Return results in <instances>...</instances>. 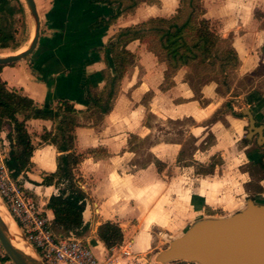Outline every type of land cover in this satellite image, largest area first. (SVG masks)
<instances>
[{"label":"crops","instance_id":"obj_1","mask_svg":"<svg viewBox=\"0 0 264 264\" xmlns=\"http://www.w3.org/2000/svg\"><path fill=\"white\" fill-rule=\"evenodd\" d=\"M35 1L42 21L39 45L30 58L4 66L1 78L10 90L29 97L38 107L51 106L56 110L61 101H68L77 110L79 125L73 130L74 141L66 153L81 156L74 172L78 186L88 196L83 219L85 234L90 236L85 241L100 260L123 264L121 252L127 248L126 234L121 246L109 250L99 239L98 228L106 222L139 217L142 210L154 203L150 199L152 191L174 186V176L166 173L174 159L178 161L184 141L165 139L172 136L164 129L166 124L189 120L186 133L203 142L210 132L220 131L218 121L211 124L208 121L218 113L229 94L221 96L218 84L211 82L197 96L190 85L191 67L168 74L166 63L138 39L126 46L135 61L119 83L111 111L89 112L92 94L108 92V79L116 74L113 47L118 43V34L148 22L158 16L156 12L160 9L144 2L134 13L96 29L93 25L97 21H108L116 15L115 5L101 4L99 0ZM256 33L248 46L243 37L232 42L241 60L237 73L243 74L246 66L260 59L257 48L264 44V32ZM62 117L63 114L57 119L27 121L34 153L28 170L21 174L31 185L42 188L39 195L28 193L52 223L55 215L48 204L61 188L57 180L52 185L44 182L58 171L61 152L51 139ZM11 130L8 125L0 133V156H6L5 139L12 148ZM137 140L152 142L147 149L151 156L148 162L141 164V153L135 147ZM208 193V186H202L198 192L202 197ZM119 226L124 232L123 225ZM140 240L132 241L136 250L143 246Z\"/></svg>","mask_w":264,"mask_h":264},{"label":"rangeland","instance_id":"obj_2","mask_svg":"<svg viewBox=\"0 0 264 264\" xmlns=\"http://www.w3.org/2000/svg\"><path fill=\"white\" fill-rule=\"evenodd\" d=\"M20 1L24 11L9 17L17 29L15 40L9 48L0 47V57L19 54L32 41L34 22L26 1ZM146 3L160 9L156 12L158 16L152 19H172L181 7V0ZM12 4L16 9L18 3L13 1ZM200 4L205 17L210 19L212 30L220 35V47L232 46L238 37L246 39L248 46L254 41L256 32H264V0H201ZM257 49L262 54L260 59H255L252 66H246L247 71L241 72L242 75L240 72L233 75L229 93L224 86L218 88L221 96L229 95L208 124L218 121L220 131L210 132L203 142H199L192 134L186 133L191 121L166 124L164 129H168L166 131L172 136L167 135L165 139L184 141L178 161L174 159L166 173L174 176V186L152 191L150 199L155 201L142 210L139 217L116 222L123 225L128 238L127 248L121 252L125 259L123 264H164L157 261V254L194 223L204 218L230 217L242 210L249 199L264 202V169L255 165L264 156V148H257L254 141H248L249 119L243 114L244 110L250 109L255 112L259 123L264 122V44ZM194 75L192 69L191 77ZM135 143L141 153V164L148 162L151 156L147 149L152 142L139 143L137 140ZM210 173L212 175H207ZM202 186L210 188L205 197L198 194ZM0 204L3 206L1 199ZM75 236L85 241L90 234ZM135 239H141L143 246L139 250L133 247ZM167 264L197 263L177 261Z\"/></svg>","mask_w":264,"mask_h":264},{"label":"trees","instance_id":"obj_3","mask_svg":"<svg viewBox=\"0 0 264 264\" xmlns=\"http://www.w3.org/2000/svg\"><path fill=\"white\" fill-rule=\"evenodd\" d=\"M18 3L16 9L12 2ZM155 0H99L101 4L115 5L116 15L110 20L97 21L93 28H101L106 23L116 20L124 14H132L144 2ZM201 0H181L178 15L172 19H151L139 26L127 28L118 34V43L113 47L116 74L108 79V92L102 95L92 94L89 112L106 114L112 109V100L117 95L120 81L127 69L134 63L135 56L126 49L133 40L145 42L168 67V74L176 73L182 67H191L195 75L190 76V85L195 94L200 96L202 87L216 82L224 86L229 93L233 75L241 66L237 51L231 46L220 47V35L212 30L211 22L205 17ZM17 10V11H16ZM20 0H0V47L9 48L15 40L17 29L10 22L16 12H23ZM123 46L122 49H119ZM3 66H0V133L6 126L11 127L9 139L12 142L10 158L6 164L14 178L27 171L34 153V146L27 130L30 119H57L63 114L57 126V132L51 142L58 146L61 155L58 158V171L49 176L44 183L54 184L61 189L58 195L51 197L48 207L54 212L53 230L62 236L79 235L87 231L83 213L88 196L78 186L75 168L81 156L69 152L78 126L77 110L68 101H61L56 110L48 106L38 107L32 99L7 87L1 78ZM88 87L91 91L90 83ZM94 110V111H93ZM93 113V114H94ZM51 136V135H49ZM264 168V164L261 163ZM76 237V236H75ZM98 237L111 250L124 242L122 228L113 222H106L98 228ZM11 261L6 255L0 263Z\"/></svg>","mask_w":264,"mask_h":264},{"label":"water","instance_id":"obj_4","mask_svg":"<svg viewBox=\"0 0 264 264\" xmlns=\"http://www.w3.org/2000/svg\"><path fill=\"white\" fill-rule=\"evenodd\" d=\"M25 1L34 22V38L26 51L11 57H0V66H9L30 58L39 45L42 21L38 7L35 0ZM243 114L249 119L250 136L255 131L260 135V140L264 141V126H256L257 121L250 109L244 110ZM5 147L8 159L12 148L7 139ZM18 182L28 192L37 195L41 193L42 188L31 185L23 175L18 177ZM58 194L56 190L52 196ZM0 245L13 264H43L38 257L32 258L14 246L1 216ZM157 261L164 264L177 261L197 264H264V202L249 199L242 210L230 217L199 220L184 234L171 240L169 246L157 254Z\"/></svg>","mask_w":264,"mask_h":264},{"label":"built area","instance_id":"obj_5","mask_svg":"<svg viewBox=\"0 0 264 264\" xmlns=\"http://www.w3.org/2000/svg\"><path fill=\"white\" fill-rule=\"evenodd\" d=\"M6 159L5 155L0 156L2 205L43 264H114L111 260H100L86 241L56 234L48 216L18 182V178L13 177ZM1 249L0 258H5L6 253Z\"/></svg>","mask_w":264,"mask_h":264},{"label":"bare ground","instance_id":"obj_6","mask_svg":"<svg viewBox=\"0 0 264 264\" xmlns=\"http://www.w3.org/2000/svg\"><path fill=\"white\" fill-rule=\"evenodd\" d=\"M34 34H35V28L33 30V35L31 37L32 40L34 38ZM31 42L32 41L30 40V43L28 44V46H24L19 51V53L26 51L29 48ZM9 57H11V56H9ZM0 216L4 220L8 230L10 232V236L12 238V242H13L14 246L17 247L18 249H21L22 251H24L28 256H30L32 258H36L34 256V254H35L34 251L32 250V248H30V246L26 243V241L20 237V235H19L20 232H19L17 225L15 224L13 219L10 217L8 211L3 206H1V204H0Z\"/></svg>","mask_w":264,"mask_h":264},{"label":"flooded vegetation","instance_id":"obj_7","mask_svg":"<svg viewBox=\"0 0 264 264\" xmlns=\"http://www.w3.org/2000/svg\"><path fill=\"white\" fill-rule=\"evenodd\" d=\"M253 114H254V116H256L254 111H253ZM255 119H256V117H255ZM256 121H257V119H256ZM256 126L257 127L264 126V122L259 123L257 121ZM252 133L253 134L250 136L251 132L248 130L247 135H246L248 138V141L250 143H252L254 141L257 148H264V141L260 140V135L255 131ZM261 163L264 164V156L261 158V160H259L258 162L255 163L256 166H258L261 169H264L263 167H261Z\"/></svg>","mask_w":264,"mask_h":264}]
</instances>
